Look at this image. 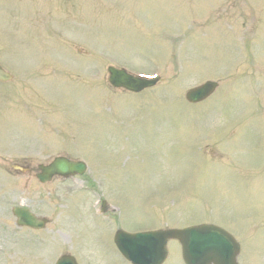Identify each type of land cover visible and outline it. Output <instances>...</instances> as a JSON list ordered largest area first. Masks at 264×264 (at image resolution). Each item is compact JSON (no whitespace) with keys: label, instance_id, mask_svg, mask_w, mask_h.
<instances>
[{"label":"rangeland","instance_id":"rangeland-1","mask_svg":"<svg viewBox=\"0 0 264 264\" xmlns=\"http://www.w3.org/2000/svg\"><path fill=\"white\" fill-rule=\"evenodd\" d=\"M200 38L209 41L202 46ZM0 63L13 76L0 84V118L17 119L22 110L15 104L26 103L27 159L36 165L64 154L87 160L99 173L43 188L28 178L22 203L52 222L32 232L15 228L10 217L8 233L1 231L8 252L0 264H42L47 258L53 264L72 246L83 264H107L112 252L101 257L75 242L91 213L79 192L92 180L109 204L117 199L119 213L90 228L83 244L116 228L208 223L236 233L239 264H264V250L256 246L264 244V218H248L255 208L264 213V177L235 176L243 165H254V151L256 166L264 162L257 133L264 129V0H0ZM110 65L160 71L162 82L141 95L115 92L107 85ZM210 79L224 81L215 95L202 106H186L184 92ZM11 89L18 94L15 104ZM75 135L82 139L78 146L71 144ZM15 138L0 135V143L9 142L0 155L20 153L13 150ZM195 142L201 143L198 158L188 159ZM205 146L214 154L203 156ZM21 187L11 197L0 194V216L20 204ZM59 190L66 191L63 197L48 194ZM209 190L216 191L210 193L214 200L201 196ZM168 249L165 264H182L176 244Z\"/></svg>","mask_w":264,"mask_h":264},{"label":"water","instance_id":"water-1","mask_svg":"<svg viewBox=\"0 0 264 264\" xmlns=\"http://www.w3.org/2000/svg\"><path fill=\"white\" fill-rule=\"evenodd\" d=\"M111 83L115 87H123L133 91H140L143 88L149 86L148 83H141L135 79L126 76L123 73L111 70ZM0 80H8L7 75L3 74L0 70ZM215 84L207 83L202 87L196 88L187 93V99L189 101H198L213 91ZM59 165L63 166L62 162ZM80 166L71 167V171L79 169ZM19 224H24L31 227H41L43 224L38 223L27 211L19 210L17 211ZM24 220V223H23ZM214 234H218L215 236ZM153 236V235H149ZM119 238V244L121 245L122 238H127V243L122 245V248L126 244H132L135 247L141 245V242H147L146 237L134 236L130 237L127 234H117ZM212 237V239H211ZM168 238H176L181 241L183 247V257L187 264H209L211 260L216 261L215 264H235L234 257L238 252V245L233 241L231 237L226 235L220 230L206 231L201 229H189L185 231H172L164 232L161 234L160 243L152 244L149 248L154 254V260L145 259L146 256L150 255L151 252L147 249L139 251L138 256L135 258L136 264H160L166 255L165 241ZM214 244L215 248L212 247ZM120 247V246H119ZM121 248V247H120ZM218 252L216 255L215 253Z\"/></svg>","mask_w":264,"mask_h":264},{"label":"flooded vegetation","instance_id":"flooded-vegetation-1","mask_svg":"<svg viewBox=\"0 0 264 264\" xmlns=\"http://www.w3.org/2000/svg\"><path fill=\"white\" fill-rule=\"evenodd\" d=\"M0 194H5L4 192H0Z\"/></svg>","mask_w":264,"mask_h":264}]
</instances>
